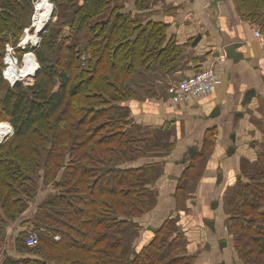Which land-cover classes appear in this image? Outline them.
<instances>
[{
    "label": "trees",
    "instance_id": "1",
    "mask_svg": "<svg viewBox=\"0 0 264 264\" xmlns=\"http://www.w3.org/2000/svg\"><path fill=\"white\" fill-rule=\"evenodd\" d=\"M32 1L0 0V121L14 128L0 143V253L1 222L22 216L41 186L53 192L22 223L39 244L27 246L29 231H21L13 240L20 255L5 251L0 264H195L176 225L166 222L139 245L136 219L154 194L143 167L129 166L145 153L143 137L130 135L120 110L138 97L130 80L151 64L170 68L183 46L169 24L137 19L122 0H51L63 26L47 27L35 82L12 87L3 51L34 14ZM237 2L264 33V0ZM148 8L149 0H135L136 11ZM226 209L239 263L264 264V173L242 180Z\"/></svg>",
    "mask_w": 264,
    "mask_h": 264
},
{
    "label": "crops",
    "instance_id": "2",
    "mask_svg": "<svg viewBox=\"0 0 264 264\" xmlns=\"http://www.w3.org/2000/svg\"><path fill=\"white\" fill-rule=\"evenodd\" d=\"M122 2L137 19L169 24V36L183 46L182 56L170 68L151 64L132 78L138 97L120 108L129 115L130 135L143 137L145 153L129 166L143 167V181L154 194L149 210L136 219L139 245L152 240L167 222L178 227L187 253L196 256L195 264H214L209 243L219 244L223 238L234 264H240L227 229L226 204L242 180L264 173V33L237 0H221L216 10L209 0H157L155 7L139 12L135 0ZM232 43H240L236 59L224 51ZM208 67H214L219 78L210 93L178 103L171 100L169 84ZM52 192L41 186L22 216L1 222V253L20 255L13 251V240L28 231L22 223ZM207 221H214V231Z\"/></svg>",
    "mask_w": 264,
    "mask_h": 264
},
{
    "label": "rangeland",
    "instance_id": "3",
    "mask_svg": "<svg viewBox=\"0 0 264 264\" xmlns=\"http://www.w3.org/2000/svg\"><path fill=\"white\" fill-rule=\"evenodd\" d=\"M34 1L36 0H33V4H34ZM39 4V7H38V10L42 11L44 10V7H48V4L49 2L46 1V0H41L37 3V5ZM42 4V6H41ZM54 4V3H53ZM157 4V0H149V8L150 7H155ZM35 9V8H34ZM52 12H51V15L49 14V18H48V28H50L51 30H56V28H59L60 26H63V23L61 22V18L60 16H56V12H55V5L52 7ZM34 13V12H33ZM60 18V19H59ZM37 25V24H36ZM36 25L33 26V14L32 16H30L28 22L26 23L25 27H24V30L20 36V38L18 39L17 42L13 43L12 41H9L6 45H5V49L3 51V57H4V69H3V75H4V71L6 73V62H5V59L8 55L12 54L14 56V58L16 59V61L18 62V65L21 67L24 63V58H25V55L26 53H33L35 55V58H36V61H37V69H38V73L40 71V68H41V64L38 60V56L36 54V50L38 49V47L40 46L41 44V40L43 39L44 37V34L41 33V35L37 34L38 32H36ZM38 27V26H37ZM26 28H30V33L31 34H36L38 36V44H35L34 46L30 43L26 44L27 48L23 49L21 46V44H23L21 41L24 40L26 37H27V33H26ZM47 32V30H46ZM31 42V41H30ZM33 43V42H32ZM25 46V47H26ZM11 48L13 49L12 52H11ZM9 49V50H8ZM11 66L13 65H10V68ZM6 69V70H5ZM9 77L12 78V80H14V77L11 75L10 73V69H9ZM36 73V72H35ZM34 73V75H35ZM37 73V75H38ZM34 75L27 79L26 81L24 80V84L25 85H30V84H33L37 78V75ZM5 78V77H4ZM6 79V78H5ZM7 80V79H6ZM10 80V79H9ZM11 81V80H10ZM10 81H7L9 83L10 86L14 87L12 84V82ZM23 81V80H22ZM9 127H7V126ZM9 128V129H8ZM14 135V128L13 126L6 120H3V121H0V143L6 141L7 139H9L10 137H12ZM237 187H235L234 190H236ZM220 208H218V210L216 211H219ZM228 216V215H227ZM219 223H220V220H219ZM29 231V230H28ZM31 231V230H30ZM29 231V232H30ZM214 231V230H212ZM28 232V233H29ZM216 232L218 233L219 232V235H221L222 231L218 228L216 229ZM229 234H230V231L228 230ZM27 233V235H28ZM134 234V232H133ZM139 234V233H138ZM232 237V236H231ZM26 236L24 237V240H25ZM221 238V237H220ZM223 238V237H222ZM233 240V239H232ZM223 241H227V239L223 238L219 244L217 242H210L209 243V247L211 248V250H209V253L216 258V260L214 261V264H234L235 261H234V258H232L231 256V249L229 247V243L227 242V245L226 246H221V242ZM137 250V248H135ZM223 254H222V253ZM220 255V256H219ZM202 258V256H200V259Z\"/></svg>",
    "mask_w": 264,
    "mask_h": 264
},
{
    "label": "built area",
    "instance_id": "4",
    "mask_svg": "<svg viewBox=\"0 0 264 264\" xmlns=\"http://www.w3.org/2000/svg\"><path fill=\"white\" fill-rule=\"evenodd\" d=\"M38 2L39 0L34 1V8L36 7V3ZM256 35L260 37L262 34L259 30H257ZM21 42L23 43V40ZM20 47H22L23 49L27 48V46L24 47L22 46V44ZM12 50L13 49L11 48V52ZM218 83L219 78L217 75V71L214 67H208L200 69L189 76L181 78L177 82L169 84L166 88V91L169 94L171 100L175 103H178L187 101L191 98L207 95L215 88ZM55 238L58 240L60 239V236H55ZM39 240L40 239L38 233L30 231L25 239V244L29 247H36L39 244Z\"/></svg>",
    "mask_w": 264,
    "mask_h": 264
},
{
    "label": "bare ground",
    "instance_id": "5",
    "mask_svg": "<svg viewBox=\"0 0 264 264\" xmlns=\"http://www.w3.org/2000/svg\"><path fill=\"white\" fill-rule=\"evenodd\" d=\"M41 1V0H39ZM49 2L48 7H44V10L40 11L38 10L39 4L37 5L36 3V7L34 9V14H33V26H35L36 24V32H38L37 34L41 35V33H43V29L47 26V21L49 18V14L51 15L52 12V7L54 6L53 2L51 0H46ZM42 6V4H41ZM38 26V27H37ZM27 33V37L23 40V44L22 46H26V44L30 43L33 46L35 44H38L37 40H38V36L35 34H31L30 33V28H27L26 30ZM31 41V42H30ZM33 42V43H32ZM6 62V74L4 71V77L10 81V82H15L16 80H20L22 82H24V80L26 81L27 79L31 78L34 73L35 75L37 74V61L35 58V55L33 53H26L25 58H24V63L23 65L20 67L18 65V62L16 61V59L12 56V55H8L5 59ZM10 65L11 66L10 68ZM9 69H10V73L11 75L14 77V80H12V78L9 77ZM7 75V77H6ZM34 75V77H35ZM10 79V80H9Z\"/></svg>",
    "mask_w": 264,
    "mask_h": 264
},
{
    "label": "water",
    "instance_id": "6",
    "mask_svg": "<svg viewBox=\"0 0 264 264\" xmlns=\"http://www.w3.org/2000/svg\"><path fill=\"white\" fill-rule=\"evenodd\" d=\"M220 1H221V0H209L211 9H212V10H216V9L218 8V6H219ZM47 27H48V24H47V26L43 29V34L45 33ZM197 39H199V38H197ZM239 46H240V43H232V44H229V45L225 46L224 51H225L227 57H229V58H234V59H236L237 57H239V56H237V54H236V49H237ZM217 55H219V54H217ZM238 55H239V54H238ZM37 73H38V71H37ZM36 75H37V74H36ZM13 84H14V85H13L14 87L24 88V90H26V91L28 90L27 85H25V84H24L22 81H20V80H16ZM216 114H217V112H216ZM232 149H234V148H232ZM215 205H216V204H214V206H215ZM206 224H207L208 226H210L212 230L215 229V227H214V221H207ZM226 245H227V241H223V242H221V246H226Z\"/></svg>",
    "mask_w": 264,
    "mask_h": 264
}]
</instances>
